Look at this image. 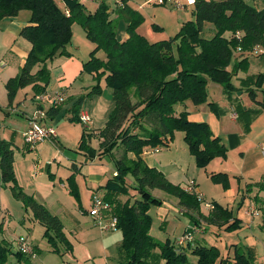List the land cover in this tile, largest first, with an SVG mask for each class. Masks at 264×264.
<instances>
[{
  "label": "trees",
  "instance_id": "16d2710c",
  "mask_svg": "<svg viewBox=\"0 0 264 264\" xmlns=\"http://www.w3.org/2000/svg\"><path fill=\"white\" fill-rule=\"evenodd\" d=\"M258 2L262 6H258ZM119 3L110 11L103 1L93 12H88L80 0H0V22L16 17L21 11L30 13L28 24L19 35L31 48L19 73L6 82L7 95L11 103L21 88L31 86L35 93L33 98L45 91L49 80L47 64L58 56L70 57L67 47L72 39V26L78 22L93 45L81 73L91 76L94 85L72 104L73 118L80 120L79 108L83 100L102 95V82L111 91L113 109L96 133L83 129L77 150L88 160L108 158L113 162L115 176L100 188L104 192L101 199L109 203L111 215L117 219V230L122 234L121 247L128 259L126 264H150L154 256L163 264H188L183 246L161 244L150 235L149 209L162 204L152 196V190L176 198L178 206L191 216L195 225L202 221L207 226L231 233L240 228L241 221L215 201L210 203L208 214L203 215L200 206L204 200L200 195L186 192V186L171 183L162 172L148 167L141 155L146 149H169L175 132H181L198 167L205 168L214 158L226 157V147L212 134L206 122H191L186 110L176 111L177 106L190 102L194 106L207 104L219 115L220 109L208 100V82L222 87L223 94L235 107L236 120L245 133L249 132L251 122L264 111V74L255 76L253 87L248 85L244 90L236 88L232 79L247 67L246 55L264 48V0H194L193 19L184 22L173 37L154 43L137 32L143 21L141 14L129 6L128 0ZM120 20L126 24L127 39L124 41L117 38L116 27ZM205 24L214 28L210 37H202ZM152 29L159 28L152 25ZM100 50L105 53L104 60L96 55ZM234 57L232 69H229ZM238 91L247 95L254 108H245L236 102L242 96L233 100L232 95ZM258 92L261 100H257ZM59 111L58 105L51 106L46 111L47 118L53 119ZM92 138L99 142L97 149L89 144ZM13 163V144L0 140L1 184L11 185L14 196L43 228L42 238L51 253L70 256L73 247L64 234L61 220L17 185ZM71 167L72 174L67 178L69 194L77 199L76 166L72 164ZM210 178L225 189L229 188L225 174H211ZM129 189L139 199L130 195ZM253 189H257L253 202L260 211V228L264 232V197L258 196L264 194V178L248 184L245 192L251 193ZM126 196L129 198L125 199ZM3 222L2 218L0 233ZM242 248L234 250V263L252 264L250 255L243 254ZM192 253L197 258L196 264L224 262L215 246H198ZM9 255L17 260L24 256L19 249L13 252L9 243L0 241V264H6Z\"/></svg>",
  "mask_w": 264,
  "mask_h": 264
},
{
  "label": "rangeland",
  "instance_id": "374dc122",
  "mask_svg": "<svg viewBox=\"0 0 264 264\" xmlns=\"http://www.w3.org/2000/svg\"><path fill=\"white\" fill-rule=\"evenodd\" d=\"M105 1L110 9L115 10L119 6L116 5V2L120 0ZM83 3L87 10H94L95 4L89 3L88 0H83ZM128 4L133 10L140 7L142 13L146 15V20L144 17L141 23L143 29L150 27L152 29V24L157 25L159 28L157 32L152 30L157 33L158 39L173 37L179 31L181 24L191 17L190 10L185 11L184 6L175 8L170 4L160 5L155 0H128ZM59 6L60 8L64 7L61 2H59ZM20 14H27V11H21ZM116 29L117 37L120 39L125 31L124 21H118ZM212 33H214L213 26L205 24L202 37H210ZM2 34L0 35V140L9 141L13 144V170L17 185L27 195L34 196V199L47 206L53 214L58 215L64 225L66 236L73 242L74 255L78 260L75 262L76 264H126L128 259L121 247V232L119 230L104 231L93 218L89 217L88 211L84 215V208L90 209V194L82 175L86 159L77 150L84 128L91 133L104 126L113 109L111 91L104 87L102 82L103 93L101 96L83 100L79 111L88 113L91 122L87 124H83L78 118H73L75 114L68 111L71 107L65 108L69 104L63 102L64 97L62 96L63 92H66L68 95L76 94L78 98L83 93V88L91 83L87 74L80 72V67L82 60L88 59V53L93 47L92 44L86 39L80 24L75 22L72 26V42L67 47L70 57L58 56L50 61L52 63H49L48 66L49 80L45 91L36 95V97L61 95L63 98V101L58 105H62V107L56 122L53 120L52 125L48 124L49 120H47V125H44L47 128H52L55 136L43 143L30 145L24 138L29 121L39 111L40 107L43 111H47L51 105L44 102L39 106L33 98L35 93L31 86L19 89L10 103L5 84L11 77L13 78L19 73L20 57L10 50L11 47H15L14 39L16 36L12 39L10 34ZM244 54L246 55V53ZM96 55L102 60L105 59V53L102 50L98 51ZM261 56L264 54L249 56L250 62L243 71H240V74L250 73L251 75L258 71L259 67L263 68V62L260 63V60H257ZM233 62L234 58L229 69H232ZM263 72L264 68L262 69ZM232 83H237L235 78H233ZM207 94L208 100L214 97L215 105L223 111L222 102L228 100L223 94L222 87L216 83L208 82ZM232 96L235 101L239 97L238 93ZM240 99L236 102L242 105L243 100ZM70 103L72 102L70 101ZM252 106L254 108L253 103ZM252 128L251 133L249 132L250 134L244 137V141L239 147H233V142L230 144L228 138L223 137L224 146L227 149L226 157L214 158L213 160L218 159L215 162L211 160L210 163L213 161L212 164L208 166L209 163L208 167L206 166L207 173L206 167L197 166L187 144L184 142L183 133L175 132L177 139H174L175 142L173 141L170 146L173 148V154H177L179 162L177 165L181 166L182 174L172 179L180 180L181 186L189 182L197 184V189L204 200L200 209L202 212H207L210 203L215 201L228 206L234 217L242 219L241 224L243 225L231 233L216 232L209 227H202L201 233H195V230L199 231L200 229L195 227L191 216L174 204L177 199L157 190L153 196L166 200H161V206L153 205L149 209L148 213L152 219L150 235L161 244L168 242V245L175 247H179V241L190 235L193 238L192 241H186L183 244V252L187 256L188 264H196L197 258L192 250L198 246H215L225 256L226 249L230 247V243L236 241L238 231L241 229L248 231V227H252L254 232L264 239V233L259 232L257 226L258 218L256 216L251 217L246 213V210L250 208V200L253 201V199L248 200L246 195L242 197V193L235 197H230L228 194L229 189L235 188L236 191L238 187L245 189V183L258 182L264 176V158L259 146V144L264 145V142L259 143L261 140H258L260 137L264 138V113L254 121ZM89 144L92 148L97 149L99 142L92 138ZM185 154L186 157H184ZM180 157L183 158L182 161ZM73 163L83 168L77 177L78 185L75 180L78 192L77 199L69 194L67 182L69 173H72L69 169ZM93 164H102L105 169L108 168L105 180L115 176L112 174L114 167L110 159L103 158L101 161L96 159ZM214 168L216 172H211ZM218 173L227 176L228 189H225L221 183L213 182L210 178L211 174ZM74 179H76V174ZM129 194L133 195L135 199H139V196L131 189H129ZM127 198L129 196L125 197V199ZM253 209L255 208L253 207ZM2 218L4 226L0 233V241L9 243L11 250L16 252L18 250L16 241L22 237L33 249V257H35H26V255L19 261L15 256L9 255V261L6 264H71L69 257L73 256L72 254L60 257L49 252L50 247L42 238L43 228L32 218L31 212L25 210L21 200L14 196L11 185H2L0 178V221ZM158 252L155 250V253ZM25 258H29V261ZM150 264H163V261L156 260L154 256Z\"/></svg>",
  "mask_w": 264,
  "mask_h": 264
},
{
  "label": "crops",
  "instance_id": "0c3cea01",
  "mask_svg": "<svg viewBox=\"0 0 264 264\" xmlns=\"http://www.w3.org/2000/svg\"><path fill=\"white\" fill-rule=\"evenodd\" d=\"M80 1H81L82 4H84L83 3V0H80ZM88 1L91 4H95V8L98 6V3L97 2H93L91 0H88ZM181 1L184 3V7L186 8L185 11L190 10L191 17L187 21L192 20L193 19V15H192L193 6L192 5H193L194 0H189V2H188V0H181ZM59 2L60 1H58V3ZM119 4H120L119 1H117L116 2V5H119ZM257 5L258 6H262V4L260 2H258ZM95 8H94V10H95ZM94 10L91 11L90 9H88L87 11L88 12H93ZM112 10L113 9H110V11H112ZM135 11H137L138 13H140L141 16L143 17V19L145 17V20H146V15L144 13H142V10L140 9V7H138V9H136ZM114 16H112V17H114ZM29 17H30V13L27 12V14H22V15L21 14L20 15L18 14L14 18L5 19V20H3V21L0 22V35H3L2 33H7L8 35L10 34L12 36V39H13V37L16 36L15 39H14L15 47L14 46L11 47L10 50L12 52H14V54L17 53L18 56L20 57V65H19L20 67L19 68L22 67V65H23V63H24V61H25V59H26V57H27V55H28V53L30 51V48H31L30 44L19 35L21 29L28 24ZM184 22H186V21H184ZM152 25H154V24H152ZM125 28H126V24H125ZM137 32L139 34H141L142 36H144L149 42H152V43L158 42V41H161V40H165V38L164 39H158L157 33H154L155 31H153L151 29V27L150 28L143 29V27L140 25L138 27V29H137ZM125 39H127V34L124 31L123 32V35L121 36V38L119 40L120 41H124ZM70 45H71V43H70ZM92 49H93V47L91 48V50ZM90 51H89V53H90ZM68 53H69V51H68ZM89 53H88V57L87 58H89ZM237 56L238 55H236V57ZM246 56L248 57V62H250L249 55H246ZM236 57H234V59ZM257 60H260V63L263 62V64H264V56H261V57L257 58ZM84 62H85V59L82 60L81 67H80V72L82 70V64ZM49 63H52V62H49ZM49 63L47 64V66H49ZM260 68H261V70H260ZM263 68L262 67H259L257 69L258 71H255L251 75H250V73L249 74L248 73H244V74L241 75L240 74V71H239L233 77L237 81V83H235L233 85L236 88L243 89V90L246 89V88H248L249 86H252L253 87V85H252V81H254L253 78H255V76H257L259 74H264V72L262 73V69ZM87 77H88V79L90 80L91 83L88 86H86V87L83 88V93L81 95H79L78 97L86 94L88 92L89 88L94 85V82H93L91 76L87 75ZM245 78H247V79L244 80ZM102 84L104 85V83H102ZM263 88H264V84H263ZM237 93H238V96H241L243 92L242 91H238ZM257 94H258L257 100H261L262 99L261 94L259 92ZM62 96L64 97V101L63 102H66L67 104H69L68 107H65L66 109L69 108V107H72V104L77 99L76 94L68 95V93L63 92ZM242 100H243L242 105H244L246 108H253V106H252V103L253 102L250 101V99L247 97L246 94L242 97ZM70 101L72 103H70ZM209 102L215 103L214 97H211V100L209 99ZM50 107L51 106H49L47 108V110ZM59 107H60V111H61L62 105H60ZM222 107H223V111L220 109L219 110V115H216V114H214L209 109V107H208L207 104H203V105H199V106H194L190 102H187V104L185 106H177L176 111H177V113H180L183 110H186L188 112V120L189 121L196 122V123L206 122L209 125V128H210L212 134L215 137H219L221 139L223 137H225L226 139L228 138V141L230 142V144H231V142H233V144H232L233 147H239V146L242 145V142L244 141V137H246L247 135H249L251 133V130H253L252 127H253L254 121L257 120L259 117H261L264 112L261 113L258 117H256L251 122L250 127H249V132L250 133L249 132L248 133H245L243 131V128H242L241 124L240 123L238 124V122L236 120V117H234V115L236 116V110H235V107L233 105H231L230 101H224V102H222ZM60 111H59V113H60ZM68 111L72 112L71 111V108ZM59 113H58V115H59ZM81 113H86L88 115V113L85 112V111H79V116H80ZM58 115L56 117H54L53 119L47 118V115H46V119L42 122L43 126L44 125L45 126L47 125V120H49L48 121L49 122L48 124H52L53 125V120H55V122H56V118L58 117ZM90 122H91V119H90ZM26 129H27V127H26ZM96 132L97 131H94L92 133H96ZM175 139H177L176 138V135H175ZM258 140H261V141H259V143L264 142V138H262V137H260ZM222 141H223V139H222ZM222 143L225 144L224 141ZM261 145L262 144H259V146H261ZM172 151H173V148H171V146H170L169 149H160L158 151H152L151 149H146L143 152V154L141 155V158H142V160L144 161V163L148 167L155 168V169L159 170L160 172H162L166 176V178L171 183L178 184V185L181 186L182 183H180L181 182L180 180H173L172 179V178L178 176L179 174H182V172L180 171L181 170V166L177 165L179 163L178 162L177 154H173ZM184 157H186V154L184 155ZM96 159H98V158H95L94 160H96ZM180 159L182 161L183 158L180 157ZM94 160H88V159H86V162L84 163V173L82 174L83 177H84L85 186L88 189L89 194H90V198H89V200H90V207H91V199H92V196L94 194L95 195H99L101 198L103 197L104 192L100 188L105 185V183H106L107 180H109V179L105 180L106 179V174L108 173V168L105 169L102 164H100V165L93 164ZM100 161H101V159H100ZM213 161L214 162L215 161H218V159H215ZM212 162L208 166H210L212 164ZM73 164L76 166V171H75L76 172V179L75 180L77 182L78 181V178L77 177L79 176V174L81 173V170L83 168L80 165L78 166L75 163H73ZM207 167L205 169L206 170V173H207V170H208ZM69 170L72 171V167ZM215 170L216 169L214 168L213 170H211V172H216ZM71 174L72 173H69L68 176H70ZM112 174H115L114 173V169H113V173ZM263 178H264V176L262 177V179ZM250 183L251 182H248V183H245V184L247 186ZM253 183H256V182H253ZM77 185H78V182H77ZM186 185H188V183H186ZM186 185H183L181 187H185ZM194 185L196 186L195 188H196L197 192L200 193L198 191V189H197V184L194 183ZM156 191L157 190H152L151 191L152 196L155 195V192ZM237 191H236L235 188L234 189H229L228 194H229L230 197H235L236 195H240V193H242L241 194L242 197L244 195H246L245 197L246 198H249L248 200L253 199V197L257 194V189H253V191L251 193H247V192H245L246 191V188L245 189H241V188L238 187ZM258 196L263 198L264 197V194L263 193H260V194H258ZM157 199H159V197ZM159 200H166V199H161L160 198ZM174 204L178 205V201H175ZM218 204H220V203H218ZM220 205L223 206L224 208L229 209L228 206H224L222 204H220ZM253 207L257 210V212H254L253 214H251V210H254ZM200 209H201V206H200ZM89 210H86V208H84V212H85L84 215H86L87 214V211L89 212ZM208 212H209V208H208V211L205 212V213L201 211V213L203 215H207ZM246 213L248 215H250L251 217H255L256 216L258 218V220H257V226H258L259 232L264 233L261 230V228H260V226H261V214H260V211L258 210L257 205L252 200H250V208L248 210H246ZM56 216L58 217V215H56ZM236 218L242 222V219L241 218H239V217H236ZM164 221H165V219H164ZM3 226H4V222H3ZM242 226L243 225L240 224V228ZM195 227L197 229H200L199 231L198 230H195V233L196 232L197 233H201V230H203L202 227L203 228L209 227L210 229H213L216 232L220 230V229H218L216 227H213V226H207L202 221H200L198 225H195ZM248 228H249L248 231H244L242 229L238 231V233H239L238 234V238L235 239L236 241H233L232 243H230V247H228L226 249L225 256L218 249L219 252H220V254H221V257L224 259V262L222 264H235L234 263V250L237 249V248H241V247H243L242 248L243 249V252L241 251L243 254L250 255V258L252 259V264H264V239L260 235L256 234L254 232V229L252 227H248ZM63 229H64V225H63ZM219 232H222V231L220 230ZM64 234H65V232H64ZM65 236H66V234H65ZM67 239L69 240V242L71 243V245L73 247V253H72L73 256L69 257L70 260H71L70 263L71 264H76L75 262H77L78 260H76V257L74 255V245H73V242L68 237H67ZM17 247H18V243H17ZM49 252H51V249L49 250ZM24 256H26V255H24ZM67 256H69V255H67ZM26 257H29V256H26ZM33 258H35V257H33ZM25 259L27 261H29V258H25ZM219 264H221V263H219Z\"/></svg>",
  "mask_w": 264,
  "mask_h": 264
},
{
  "label": "built area",
  "instance_id": "2783aa9c",
  "mask_svg": "<svg viewBox=\"0 0 264 264\" xmlns=\"http://www.w3.org/2000/svg\"><path fill=\"white\" fill-rule=\"evenodd\" d=\"M93 2L101 3L105 0H91ZM157 4L165 5L170 4L171 6L175 8H182L184 6V3L181 0H155ZM189 2V0H188ZM264 54L263 48H258L252 54L249 55H262ZM35 101L39 104V106L44 103L48 102L51 106H57L62 101L63 98L61 95L53 96V97H35ZM234 117H236L234 115ZM81 122L83 124H87L90 122V118L86 113H81L79 116ZM46 119V111H43L40 107L39 111L31 118L29 121V125L27 128V131L24 133L25 141L30 144L34 145L36 143H43L46 140H49L53 136H55L54 130L52 128H47L40 123L41 121H44ZM41 120V121H39ZM261 154L264 158V145L260 146ZM185 191L191 194L200 195L199 197L202 198L201 194H199L195 188V185L193 182L188 183L185 187ZM210 208V207H209ZM112 207L109 205V203L105 202L101 199L99 195H93L91 199V207L88 212L89 216L94 219V221L97 222V224L100 225L101 229L104 231H115L117 230V219L111 215ZM255 211L251 210V214H253ZM192 237L188 235L185 237V239L180 240L179 244L180 246H183V244L186 241H192ZM18 243V249L20 252L24 255L33 257L34 254L32 253L33 249L27 244L26 240L23 238H19L17 241Z\"/></svg>",
  "mask_w": 264,
  "mask_h": 264
},
{
  "label": "water",
  "instance_id": "95a60500",
  "mask_svg": "<svg viewBox=\"0 0 264 264\" xmlns=\"http://www.w3.org/2000/svg\"><path fill=\"white\" fill-rule=\"evenodd\" d=\"M240 94V93H239Z\"/></svg>",
  "mask_w": 264,
  "mask_h": 264
}]
</instances>
